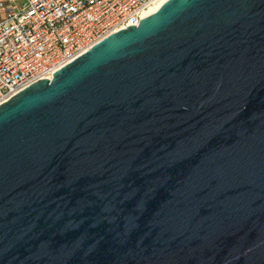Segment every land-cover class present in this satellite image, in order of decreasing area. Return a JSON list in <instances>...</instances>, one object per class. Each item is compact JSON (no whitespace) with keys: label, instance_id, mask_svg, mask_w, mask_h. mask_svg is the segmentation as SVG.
<instances>
[{"label":"water","instance_id":"obj_1","mask_svg":"<svg viewBox=\"0 0 264 264\" xmlns=\"http://www.w3.org/2000/svg\"><path fill=\"white\" fill-rule=\"evenodd\" d=\"M0 264H264V0H167L2 103Z\"/></svg>","mask_w":264,"mask_h":264},{"label":"built area","instance_id":"obj_2","mask_svg":"<svg viewBox=\"0 0 264 264\" xmlns=\"http://www.w3.org/2000/svg\"><path fill=\"white\" fill-rule=\"evenodd\" d=\"M158 0L0 1V105L108 36L137 26Z\"/></svg>","mask_w":264,"mask_h":264},{"label":"bare ground","instance_id":"obj_3","mask_svg":"<svg viewBox=\"0 0 264 264\" xmlns=\"http://www.w3.org/2000/svg\"><path fill=\"white\" fill-rule=\"evenodd\" d=\"M167 0H158L156 2H154L152 4V6H150L143 14L142 17H144L145 15L149 14L150 12L156 10L158 7H160L164 2H166Z\"/></svg>","mask_w":264,"mask_h":264},{"label":"rangeland","instance_id":"obj_4","mask_svg":"<svg viewBox=\"0 0 264 264\" xmlns=\"http://www.w3.org/2000/svg\"><path fill=\"white\" fill-rule=\"evenodd\" d=\"M0 1H4V0H0Z\"/></svg>","mask_w":264,"mask_h":264}]
</instances>
